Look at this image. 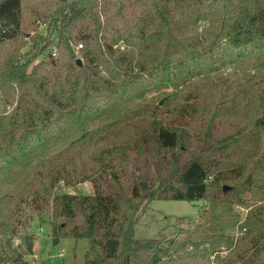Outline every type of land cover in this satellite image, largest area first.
Returning <instances> with one entry per match:
<instances>
[{
    "label": "trees",
    "instance_id": "obj_1",
    "mask_svg": "<svg viewBox=\"0 0 264 264\" xmlns=\"http://www.w3.org/2000/svg\"><path fill=\"white\" fill-rule=\"evenodd\" d=\"M154 200L206 206L136 238ZM45 214L81 264H264V0H0V264Z\"/></svg>",
    "mask_w": 264,
    "mask_h": 264
},
{
    "label": "rangeland",
    "instance_id": "obj_2",
    "mask_svg": "<svg viewBox=\"0 0 264 264\" xmlns=\"http://www.w3.org/2000/svg\"><path fill=\"white\" fill-rule=\"evenodd\" d=\"M46 27L41 28L45 34ZM227 72H230L228 69ZM161 95L154 91L149 96ZM60 192L75 195H93L94 188L91 182H87L75 187H59ZM244 200L255 202L258 197H252L250 192L242 191ZM206 204L204 201H174V200H154L150 202L142 213L135 229V236L139 239H159L171 237L177 232L187 229L195 223L201 221V216ZM252 207L237 206V210L242 213L243 223ZM51 218L49 214L36 216L29 231L35 234L38 250L36 255L29 256L30 264H81L85 261L88 252L89 240L63 238L58 245H53L51 241ZM235 242L243 235V230L238 226L232 231ZM35 242V243H36ZM230 252L223 246L221 250L210 257L209 261L200 259H177L173 264H223V260ZM34 253V252H33ZM42 254V255H40ZM60 254H64L60 257ZM220 259V260H219Z\"/></svg>",
    "mask_w": 264,
    "mask_h": 264
},
{
    "label": "crops",
    "instance_id": "obj_3",
    "mask_svg": "<svg viewBox=\"0 0 264 264\" xmlns=\"http://www.w3.org/2000/svg\"><path fill=\"white\" fill-rule=\"evenodd\" d=\"M37 252H40V251L38 250V245H37V242H36L35 243V247H34V254L36 255ZM40 255H42V254H40Z\"/></svg>",
    "mask_w": 264,
    "mask_h": 264
},
{
    "label": "water",
    "instance_id": "obj_4",
    "mask_svg": "<svg viewBox=\"0 0 264 264\" xmlns=\"http://www.w3.org/2000/svg\"><path fill=\"white\" fill-rule=\"evenodd\" d=\"M77 63H78L79 65H81V64H82V62H81V60H80V59H78V60H77Z\"/></svg>",
    "mask_w": 264,
    "mask_h": 264
},
{
    "label": "built area",
    "instance_id": "obj_5",
    "mask_svg": "<svg viewBox=\"0 0 264 264\" xmlns=\"http://www.w3.org/2000/svg\"><path fill=\"white\" fill-rule=\"evenodd\" d=\"M80 47H81V46H80ZM16 242H18V240H16ZM59 256H60V257H63V256H64V254H60Z\"/></svg>",
    "mask_w": 264,
    "mask_h": 264
}]
</instances>
